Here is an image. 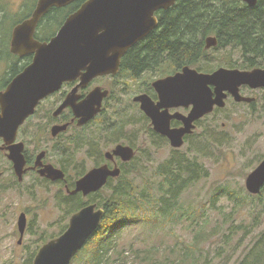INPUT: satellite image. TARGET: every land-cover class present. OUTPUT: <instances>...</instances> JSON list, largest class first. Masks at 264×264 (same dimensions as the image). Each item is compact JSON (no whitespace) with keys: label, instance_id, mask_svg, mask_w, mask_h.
<instances>
[{"label":"rangeland","instance_id":"rangeland-1","mask_svg":"<svg viewBox=\"0 0 264 264\" xmlns=\"http://www.w3.org/2000/svg\"><path fill=\"white\" fill-rule=\"evenodd\" d=\"M24 1L0 0V19L3 14L10 17L0 27V49L5 47L4 33L9 35ZM9 45L11 47V43ZM241 58L243 55L239 49L227 51L216 48L209 50L204 60L193 67L211 72L221 66L230 68L226 65L230 63L233 67L242 69L238 66ZM10 64L9 60L0 58V85L4 80L10 79ZM207 67L211 69H204ZM158 78L159 75L150 73L144 74L135 82L127 78L123 89L121 82L112 86L114 82L111 78L95 80L92 87L101 85L113 89L112 98L106 101L105 114H100L86 128H71L55 145L47 138L42 144H50L51 151L54 146L65 144L72 159L68 171L70 176L82 173L93 163L87 153L88 146L77 148L82 140L86 141L90 135L98 138V149L102 152L110 150L117 143V140L111 139L107 142L106 136L109 134L104 136L100 130L102 121L108 120V126L117 123L120 126L126 125L123 129L125 136L118 134V141L131 139L138 148L136 158L126 167L130 169L129 179L139 188L153 191L158 189L161 181L157 175L158 167L173 156H182L186 164L189 160L196 161L205 170V177L195 181L181 194L177 218L172 221H163L161 218L155 224L147 219L146 214L150 216L156 210L142 207L135 221L117 230L113 235L115 248L110 263L172 264L181 253V248L192 243L196 232L204 229L208 234L211 233V238L197 250L196 264H241L259 254L261 263L264 264V188L259 194L253 195L246 187L248 175L264 159V89L246 91L247 96L256 98L253 104L239 103L232 98L227 100L224 108L200 121L199 127L181 150L172 151L166 142H155L153 139L151 142V137L146 132L147 124L142 121L143 115L133 101L140 88L151 85ZM52 104L53 100H50L48 106ZM133 119L135 122L140 121L136 125H127ZM72 139L77 140L70 142ZM37 143L39 142H35V145ZM51 154L53 156L50 158L57 163L60 158L53 152ZM0 169L6 172L9 170L7 158L1 151ZM8 179L9 175L0 186V264H27L28 258L44 243L67 229L72 214L68 211V195L62 185L47 182L35 175H28L18 186L12 187L10 184L13 181L8 182ZM104 191L103 196L99 193L85 199L77 198L75 201L86 203L94 199V202H98V199L108 194V190ZM153 205L154 202L151 206ZM22 211L28 214V226L19 243L17 220ZM91 247L92 245L87 248L85 246L72 264H80L79 261L82 262L84 256L90 255L88 251ZM81 255L83 257L79 260Z\"/></svg>","mask_w":264,"mask_h":264},{"label":"water","instance_id":"water-1","mask_svg":"<svg viewBox=\"0 0 264 264\" xmlns=\"http://www.w3.org/2000/svg\"><path fill=\"white\" fill-rule=\"evenodd\" d=\"M73 1L39 0L33 16L14 28L12 52L21 57L33 53L34 57L0 92V137L6 140L15 137L19 125L34 112L41 99L59 90L65 81L78 78L81 82L69 93L60 109L71 106L80 125L95 117L102 110L103 99L109 90L96 87L77 102L79 88L87 86L97 76L116 73L128 49L158 26L156 12L170 8L177 0H87L66 18L49 41L36 40L34 32L41 17L51 8L67 6ZM242 1L251 7L258 3V0ZM217 44L216 36L206 38V49ZM152 84L160 94L159 103L156 104L148 94L138 95L134 100L141 103L142 110L153 120L156 129L168 136L171 145L181 148L184 136L194 132L195 121L213 112L216 106L225 107L229 94L237 102H255L256 98L242 94L240 87L249 85L252 89H264V68L243 70L221 66L212 72H204L185 65L181 71L158 78ZM184 104L192 106L187 116L169 113V107ZM163 107L165 110L161 111ZM173 117L182 119L183 126L171 129ZM106 156L109 159L120 156L124 161H130L135 156V149L118 144ZM11 157L19 172L24 163L21 149L14 147ZM45 171L53 180L64 177V172L53 165L43 173ZM120 173L118 166L95 167L77 180L70 193L88 195L96 192L107 184L109 177H117ZM246 187L251 194L262 191L264 159L248 175ZM104 216L105 209L96 203L72 214L67 229L41 246L33 264H70L97 231ZM18 227L21 243L27 227L25 212L19 215Z\"/></svg>","mask_w":264,"mask_h":264},{"label":"trees","instance_id":"trees-1","mask_svg":"<svg viewBox=\"0 0 264 264\" xmlns=\"http://www.w3.org/2000/svg\"><path fill=\"white\" fill-rule=\"evenodd\" d=\"M31 1L35 0L22 3L9 35L4 33L5 47L0 49V58L11 62L8 72L10 79L1 82L0 90L31 62L30 56L21 57L13 53L9 45L13 27L32 11L33 8L29 7ZM80 3L51 8L38 25L39 40L51 38L66 18L79 8ZM157 15L158 26L127 52L122 59L121 72L128 71L133 77H139L143 73L165 76L185 65H199L208 51L216 48L227 51L239 49L243 58L238 66L242 69L264 66V0H258L254 7L242 0H177L170 8L160 10ZM9 18L3 14L0 19L1 28ZM212 35L218 38V44L206 49V38ZM226 65L233 67L230 63ZM123 128L124 126L121 127ZM129 171L130 169L123 168L121 176L115 182L110 181L99 192L103 196L104 190H108V194L97 202L105 209V216L85 245L86 248L92 245L88 251L90 255L84 256L83 261H79L80 264H112L110 260L113 259L112 251L115 248L113 235L117 230L135 221L137 215H140L139 210L145 207L156 210L155 214H146L147 219L155 224L161 218L163 221L174 220L180 207L181 194L195 181L205 177V170H202L198 162L189 160L186 164L182 156H173L158 167L157 175L161 181L154 191L139 188L129 179ZM75 200L73 196H67L70 213L76 212L84 204L76 203ZM153 202L156 206H151ZM209 234L204 229L197 231L193 242L181 248V253L173 263L196 264V252L211 238V233ZM36 253L28 258L27 264H33ZM82 257L83 255L79 260ZM249 260H244L241 264H262L260 254Z\"/></svg>","mask_w":264,"mask_h":264},{"label":"flooded vegetation","instance_id":"flooded-vegetation-1","mask_svg":"<svg viewBox=\"0 0 264 264\" xmlns=\"http://www.w3.org/2000/svg\"><path fill=\"white\" fill-rule=\"evenodd\" d=\"M25 1H27V0H25ZM38 1L39 0H35V1H31L29 3L30 9H32V8L33 9L28 14L27 18H25L24 20L33 16V14L37 8ZM79 1L81 2L80 6H79V8H80L87 0H74L73 2L68 4L67 6L69 7L73 3L79 2ZM160 10H162V9H159L156 12L157 18H158L157 14ZM46 14H44L41 17V19L39 20V22L37 24L36 30L34 32V38L40 42H47L51 39V38H49L48 40H39V38L37 37V32L39 29L38 25L40 24L42 19L46 16ZM24 20H22V21H24ZM158 20H159V18H158ZM21 22H19V23H21ZM18 24H16V26ZM11 41H12V36H11ZM131 48H129L128 51ZM127 52L121 58L119 69L116 73L97 76L94 79H92L87 84V86L79 88V90L77 92V95H78L77 102H80L83 99H85L87 97V95L96 87H101L103 90H109L108 96L103 99L102 110L100 111V113H98L95 117H93L87 123H85L83 125L79 124V118L76 117L74 110L71 106H67L66 108H64L62 110L60 109V106L64 103V101L66 100L69 93L81 82V79L78 78V79L73 80V81H65L59 90H57L54 93L49 94L46 97H44L43 99H41L39 101L38 105L36 106L34 112L31 115H29L24 120V122L22 124L19 125V127L16 131L15 137H13V138L8 137V140L0 137V151L6 156L7 161H8V169H9L7 172L5 170L0 169V186H2V183L4 182V178L8 175H9L8 182L13 181V183L10 184V187H12V186H18L20 184V182H22L28 175L31 174V175H35L37 177H40L47 182H50L53 184L58 183V184L62 185L65 189V194H67L69 197L73 196V198H76V199L77 198L85 199L87 196L90 197V196L99 194V192H101L103 189L106 188L107 184L110 181H113V180L119 178V177H109L107 184L103 186L104 188L102 187L103 189L101 188L100 190H98L96 192H92L88 195H84L82 192L70 193V191L75 189L77 180L80 179L81 177H83L88 171H90L91 169H93L95 167H99V166H102L104 164H108L111 168L118 166L121 169V172L123 171V168H128L126 166L127 165L129 166L131 164V162L136 158V155L138 153V148L135 145V143L131 142V139H128V140L124 139V142L118 141V139H120L119 136H117L118 134H122L121 136H125L123 134V132H124L123 129L125 128L126 125L124 126L123 129H121V127H123V126H120V124L117 123L113 126H108V125H110L108 120H103L101 123V126H100L101 127L100 130L104 134V136L109 134L108 136H106L107 142L110 141V139L112 141L117 140V143L114 144L115 146L118 144H125V145H129L135 149V157H134V159H132L130 161H124L120 156H115L114 159H109L106 156V153L109 151H112L115 146H113L110 150H106L105 152H102V150L98 149V145H99L100 140L98 138L92 137L90 135V137L87 138L86 141L82 140L81 144L77 145V148H80L82 146H86V147L88 146L89 150L87 153H88V156H90L92 158L93 163H91L90 168L85 170L84 172L79 173V174L75 173L73 176H70L68 171L70 170L69 165L70 164L72 165V163H71L72 159H71V155L69 154V150L66 149L67 146L65 144L64 145H56V146H54V145L58 141V139L61 138L64 134H66V132L69 131L71 128H73V127L86 128V127L90 126L91 124H93V122L99 117L100 114L101 115L105 114L106 101L109 98H112L113 89L112 88H106V87L101 86V85H95L92 87V84L95 80L102 78V77L111 78V80H113V82H114L112 84V86L115 87L117 85V82H121V88L123 89L126 87L125 79L128 78L131 81L135 82L144 75V73H143L139 77H133L128 71H126V72L122 71L121 72V70H122L121 69L122 59L125 57ZM17 55H19V54H17ZM25 56H28V57L30 56L31 61H32L34 54L29 53ZM182 68L175 70L174 72L169 73L165 76L175 74L176 72L181 71ZM230 68H236V67H230ZM243 70H248V69H243ZM200 71H202V70H200ZM162 77L163 76H160V78H162ZM122 83H123V85H122ZM8 84H7V86H8ZM7 86H6V88H7ZM136 86H138V85H136ZM251 89L252 88L249 85H242L240 87V91L244 95H246V91L251 90ZM262 89L263 88H260V90H262ZM141 94H148L150 96V98L156 104L160 102V94L157 91V89L155 88V86L153 84H151V85H147L143 89L140 88L139 93L133 97V101L139 107V111L143 115L142 121H145L147 124L146 132H148L149 137H151L150 138L151 142H152V139L155 142L157 140H161L163 142H166L167 146L169 144L172 151L181 150L182 147L181 148H175L171 145V140L168 138V136L160 133L156 129L155 124L153 123V120L149 116H147L146 113L142 110L141 103L134 100V98L136 96L141 95ZM230 98L234 99L233 96L229 94L227 100H229ZM50 100H53V104L48 106V102ZM227 100H226V102H227ZM239 103H243V102H239ZM219 109H221V108L216 106L214 108L213 112H215ZM164 110H165V107L161 108V111H164ZM191 110H192V106L185 105V104L179 105V106H172V107L168 108V111L170 114H181L183 116H187ZM213 112H211L210 114H212ZM207 115H209V114H207ZM207 115H205V116H207ZM204 117L195 121L196 127L194 129V132L199 127L200 121ZM139 121L135 122V120L133 119L132 121H129L127 123V125L128 124L136 125V123H138ZM183 124H184L183 120L178 119L177 117H173L170 119V128L171 129L180 128L183 126ZM194 132L184 136V144L193 136ZM45 138H47L50 142H54V145H53L54 150L53 151H51V148H50L51 145L50 144H48V143H46L45 145L42 144L43 140ZM75 140H77V139H72V140H70V142H74ZM35 142H39V143H37L35 145ZM14 147H19L21 149V153L23 155V160H24L23 167L20 169L19 172L17 171V169L15 167V161L11 157ZM74 147L76 148V144H74ZM51 152H53V154L57 155L60 158V160L57 161V163L54 162L50 158L51 156H53L51 154ZM59 153H60V155H59ZM52 165L55 168L61 169L64 172V177L62 179L53 180L50 177H48L47 171H45V173H43V171L48 166H52ZM20 174H22V175L20 176ZM91 203H96L98 205L97 202L90 200V201L84 203L79 208V210L82 209L83 207H85L86 205L91 204ZM98 207H101V206L98 205ZM79 210H77V211H79ZM22 212H25V211H22ZM25 213H26L27 219H28V214H27V212H25ZM74 213H72V214H74ZM72 214H71V216H72ZM69 221H70V218H69ZM68 225H69V222H68ZM27 226H28V220H27ZM17 228H18V232L20 235V231H19V227H18V220H17ZM26 230H27V227H26ZM25 233H26V231H25Z\"/></svg>","mask_w":264,"mask_h":264}]
</instances>
